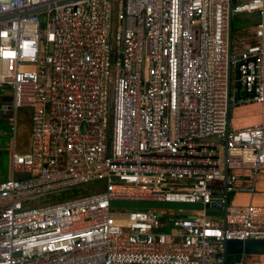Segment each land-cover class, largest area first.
<instances>
[{"label": "built area", "instance_id": "2783aa9c", "mask_svg": "<svg viewBox=\"0 0 264 264\" xmlns=\"http://www.w3.org/2000/svg\"><path fill=\"white\" fill-rule=\"evenodd\" d=\"M239 13L257 16L248 41L230 37ZM0 92L12 135L29 108L0 264H225L226 241L264 239V205L231 203L253 191L237 172L264 170V0H0ZM251 104L259 122L230 128Z\"/></svg>", "mask_w": 264, "mask_h": 264}, {"label": "rangeland", "instance_id": "374dc122", "mask_svg": "<svg viewBox=\"0 0 264 264\" xmlns=\"http://www.w3.org/2000/svg\"><path fill=\"white\" fill-rule=\"evenodd\" d=\"M243 1V0H235ZM257 16L254 13H239L232 14L230 17V26L234 35H244L245 41L250 38ZM1 93V92H0ZM28 114L29 108L20 107L16 111V130L15 134L11 133V126L4 117L0 116V181L4 175L8 173L9 167V148L13 144L18 152H22L23 148L28 143ZM260 111L258 109H244L229 108L228 123L232 127L241 128L243 124H248L254 120H258ZM243 127V126H242ZM89 185H80L75 188V192H82L87 189ZM71 192V191H70ZM197 205L192 204H178L160 201H139V200H115L111 202V210L125 211L132 209H153L159 215L166 217H180L192 213V210ZM219 217L220 214H214ZM262 263V261H261Z\"/></svg>", "mask_w": 264, "mask_h": 264}, {"label": "crops", "instance_id": "0c3cea01", "mask_svg": "<svg viewBox=\"0 0 264 264\" xmlns=\"http://www.w3.org/2000/svg\"><path fill=\"white\" fill-rule=\"evenodd\" d=\"M235 108V107H234ZM236 108H241L242 110L244 109H259V106L257 104H251L248 106H236ZM260 116L258 118V120H254L251 123L248 124H243L242 126H248V125H253L259 122ZM240 126V127H242ZM230 128L232 129H237L238 127H232L231 125H229ZM28 145V143H27ZM27 145L23 148H20L22 150V152H26L27 151ZM238 183L239 184H243V185H247V184H251L253 183V191L252 193H246V192H238V193H234L232 198H231V203L232 205H236V206H242V205H246L248 203H252L255 205H264V170H259L256 172L254 179H252V177H250V173L247 170L244 171H238ZM7 175H4L3 179L7 178ZM2 179V180H3Z\"/></svg>", "mask_w": 264, "mask_h": 264}, {"label": "water", "instance_id": "95a60500", "mask_svg": "<svg viewBox=\"0 0 264 264\" xmlns=\"http://www.w3.org/2000/svg\"><path fill=\"white\" fill-rule=\"evenodd\" d=\"M42 8H34L30 12ZM5 100H10L7 96ZM226 254L232 257L233 262H243L247 255H264V239L228 240L226 241Z\"/></svg>", "mask_w": 264, "mask_h": 264}, {"label": "trees", "instance_id": "16d2710c", "mask_svg": "<svg viewBox=\"0 0 264 264\" xmlns=\"http://www.w3.org/2000/svg\"><path fill=\"white\" fill-rule=\"evenodd\" d=\"M234 2L235 0H231ZM230 29V37L231 39L234 37L233 31L231 29V26L229 24ZM262 261V263H261ZM225 264H233L232 257H227L225 260ZM242 264H264V255H247L244 256Z\"/></svg>", "mask_w": 264, "mask_h": 264}]
</instances>
